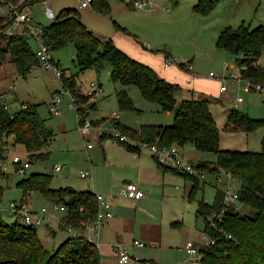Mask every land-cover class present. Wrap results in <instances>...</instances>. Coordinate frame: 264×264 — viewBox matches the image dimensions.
I'll return each instance as SVG.
<instances>
[{"label": "rangeland", "instance_id": "374dc122", "mask_svg": "<svg viewBox=\"0 0 264 264\" xmlns=\"http://www.w3.org/2000/svg\"><path fill=\"white\" fill-rule=\"evenodd\" d=\"M149 1L156 5L152 12L128 10L125 8L123 0H107L110 13L106 15L92 10L91 7L79 9L78 0H47L45 4L37 1L33 3L34 5L31 4L29 14L41 26H47L57 18L62 10L74 9L78 11L83 25L95 37L111 40L114 45L121 43L122 39L128 40L136 46L143 47V50H147L157 60L160 59V54L171 56L174 62L169 59L170 65L172 64L170 70L173 67H181L183 72L194 74L195 78H198L200 86L210 91L212 97H208L207 100L209 101V111L219 131L220 149L259 152L260 142L264 136V127L251 133L242 130L235 131L230 129L227 118L230 113H239L247 115L253 120H264V95L256 91L254 85H249L240 77V71L235 61L236 56L217 49L215 42L226 27L236 29L243 24L249 30H253L256 27L264 26V0H220L206 14L194 12L193 7L198 0ZM46 8L53 11L54 19L46 18L44 14ZM124 32L129 33L131 37L125 35ZM28 44L31 51L36 53L38 50L36 42L28 38ZM75 54L72 44L51 52L54 61L60 64L66 77L76 75L78 72L74 62ZM225 64L229 66L227 69L224 68ZM257 64L264 68V52ZM188 67L191 69L188 70ZM110 70V66L105 65L98 74L94 69H90L76 75V82L82 93L91 81L100 82L104 89V101H99L95 109L91 111L89 108L87 109L88 105L92 104V98L86 102L88 105L86 103L81 105L88 110L86 121L94 126L90 133L83 137L79 131L76 108L72 105V99L67 92L64 91L58 113L50 114L47 110V103L51 96L56 92H63L60 82L52 70L44 69L39 65L34 67L24 78H21L16 73L8 54L3 60L0 59V90L11 94L10 99L7 100L10 103L9 112L14 113L24 105H38L39 116L45 120L46 125L52 129L54 134L51 143L40 151L44 157L36 161L28 157L29 153L22 145L15 144L12 137L8 138V146L4 153L5 162L2 164L4 178H0L2 190L0 217L3 221L13 223L18 220L23 223L21 218L8 216L7 210L10 202L19 203L22 200L21 190L16 187V183L33 173L50 176L52 189L71 187L76 191H88L87 186L91 183L90 168L92 166L94 181L99 186L116 180L119 169L103 165L107 156H110L108 158L110 159L115 152L122 150L120 146H124L110 141L109 137L114 136L117 132L114 127L115 122L111 118L112 113L118 115L117 123L119 125L134 130H139L145 125L168 126L172 123V113L161 112L158 105L144 101L135 87L128 89V95L135 110H119L115 90H118L120 86L110 80ZM209 73H213L215 77H210ZM232 74L236 79L229 78ZM222 77L224 80L221 79ZM13 79L16 80L12 82ZM168 79L165 81L168 82ZM168 83L177 84L179 82L173 83L170 80ZM221 87H224L223 91H221ZM179 95L181 96L179 93L176 97L177 103L181 101ZM194 97H198L195 92ZM237 98H241L242 102L236 103ZM100 136H103L105 143L100 139ZM87 144L92 145L94 149L87 151ZM126 144L139 146L129 138H127ZM180 154L183 163L196 164L199 161H215L214 155L200 153L191 144L180 147ZM14 156H18L22 162L30 161L29 168L25 169L24 173L15 170L16 165L12 163ZM112 159L115 163L118 161L116 157ZM55 166L60 167L61 171L56 172ZM95 167L97 168L96 172H94ZM82 171H88L89 176L80 177ZM165 174L170 177L169 181L160 188V191L151 190L152 200L144 205L137 216L139 222L150 225L152 229L157 227L162 247L159 246V243L155 245L138 237L137 240L145 246L143 248L133 247L134 236L132 235L122 237L121 243L128 248L129 254L138 260L157 257L164 264H184L182 246L188 241L201 240L203 221L194 216L197 201L203 200L207 204H213L220 187L215 188L212 177L206 175L205 181L199 179L200 188L195 195V200L189 201L187 195L192 180L172 172H165ZM239 186V182L236 181L235 189L239 190ZM29 197L31 199L29 206L34 211L43 207L49 209L51 206L38 193H30ZM111 210L114 214L112 207ZM64 212L58 210L56 218L50 220L46 225L35 227L38 239L48 251L55 249L62 243L59 242L60 237H65L68 234L61 230L62 227L59 228L56 225L57 219ZM241 213L249 214L243 208ZM174 223L179 225L172 226ZM52 230L55 234L52 233ZM188 262L198 264L195 261ZM129 264L139 263L131 261Z\"/></svg>", "mask_w": 264, "mask_h": 264}, {"label": "trees", "instance_id": "16d2710c", "mask_svg": "<svg viewBox=\"0 0 264 264\" xmlns=\"http://www.w3.org/2000/svg\"><path fill=\"white\" fill-rule=\"evenodd\" d=\"M219 1L198 0L193 10L200 14L209 13ZM33 3V0H26L24 6ZM91 9L104 15L110 13L107 0H93ZM41 36L50 53L68 44L74 46L77 73L94 69L98 74L105 65H109L110 80L120 86L115 92L119 110H135L128 95V89L135 87L144 101L158 105L161 112L173 114L172 123L168 126L145 125L134 130L116 122L114 127L121 134L136 144L175 145L179 149L191 144L200 153L214 155L215 161H199L196 169L212 177L215 188L219 186L215 185L213 176L219 168L230 171L237 178L240 184V209L238 213L232 210L224 213L219 224L220 231L208 228L204 219L222 209L221 188L217 190L213 204L197 201L196 218L202 219L203 231L215 240V244L202 251L199 264H264V136L259 152L220 149L219 131L209 111L207 99H184L177 103L176 97L181 90L177 84L166 82L151 67L119 50L111 40L95 37L83 25L77 10H62L50 25L42 26ZM215 45L217 49L236 56V65L243 80L249 84L264 83V68L257 65L264 52V26L253 30L243 24L236 29L226 27L217 37ZM7 54L21 78L40 65L36 53L30 49L28 37L23 33L6 36L0 32V59L3 60ZM76 75L66 77L62 73L59 82L73 99L77 115L86 119L87 109L92 110L94 103H86L90 97L81 92ZM84 103L88 105L87 109L81 106ZM37 109L38 105H27L25 109L21 107L14 113L0 109V178H4L2 164L5 162L8 138L12 137L15 144L22 145L29 153L28 157L34 161L44 157L40 151L54 139L52 129L39 116ZM227 119L230 129L235 131L251 133L264 127V120H253L239 113H230ZM122 145L133 152L139 149V146ZM18 167L16 165L15 170ZM157 167L164 173L172 172L191 179L187 199L195 200L200 188L199 179H202L199 175L190 176L158 164ZM50 184V176L33 173L17 182L16 187L21 190V201H27L30 193H38L46 200L63 204L66 215L61 227L65 231L67 226L79 229L82 224L94 219L97 212L94 194L76 191L71 187L52 189ZM242 208L249 214H242ZM0 264H100V255L94 246L83 239L70 237L48 251L38 239L35 227L26 226L18 220L7 223L0 217Z\"/></svg>", "mask_w": 264, "mask_h": 264}, {"label": "built area", "instance_id": "2783aa9c", "mask_svg": "<svg viewBox=\"0 0 264 264\" xmlns=\"http://www.w3.org/2000/svg\"><path fill=\"white\" fill-rule=\"evenodd\" d=\"M26 0H18L13 2L11 0H0V32L3 35L11 36L13 34H25L28 38L33 39L38 45V50L36 51V56L40 61V66L44 69H50L54 72L55 77L60 80L61 71L57 68L55 63L52 61L51 53L47 46L43 44L42 41V26L33 22L25 11L24 3ZM35 2L46 3L47 0H33ZM93 0H78L80 8H90ZM129 3L132 9L136 11H147L152 12L155 10L156 5L149 0H129ZM24 6V8H23ZM46 18L52 20L55 15L50 8H46L44 11ZM170 65V61L166 60L164 62V67ZM229 66L225 64V69ZM188 70L191 68L188 67ZM210 77H215L213 73H209ZM229 78L236 79L235 75H230ZM224 80V78H221ZM16 79H13L14 82ZM249 84V83H248ZM254 85L255 90L264 95V83L249 84ZM221 91L224 90V87L220 88ZM12 92V91H9ZM66 92V91H65ZM104 91L102 86L97 82H91L86 90V96L94 98L100 95H103ZM64 95L63 92L55 93L51 96L50 100L47 103V110L50 114H56L60 111V102ZM10 93H0V109L9 111V103L7 102L10 99ZM72 99V98H71ZM236 103L242 102L241 98H237ZM72 105L75 106L72 99ZM71 105V106H72ZM27 105L22 106L26 108ZM76 108V106H75ZM79 131L80 134L84 137L90 133L92 124L86 119H83L80 115H77ZM112 120L117 119V115L112 113ZM110 141L114 144L126 143L127 137L121 134L119 131L115 133L114 136L109 137ZM103 143H105L104 138H101ZM87 149L92 148V145L87 144ZM139 149H145L151 153L157 164L163 168L181 172L190 176L199 175L200 178L205 179L206 174L199 173L196 169V164L183 163L182 156L180 154V149L173 146H156V145H147L139 144ZM14 165L19 166L17 172L24 173V170L29 168V160L21 161L18 156H14L12 159ZM54 170L57 172L60 170V167H54ZM89 176L88 171H82L80 177L86 178ZM215 185L221 188L222 192V209L220 212H214L211 215H208L204 219L205 225L208 228H211L215 231H220L219 224L222 222L224 213L227 211L239 212V192L235 189L234 184L237 181V178L230 172L225 169L219 168L217 173L213 176ZM119 195L123 198L129 200H140L144 197L145 192L141 190L136 184L132 182H126L122 185L119 190ZM97 202V212L94 219L88 223L82 224V228L75 229L71 226L66 227V232L72 238H81L85 242L91 244L96 249L99 247L98 232L103 226V224L112 217L111 205L101 195H95ZM65 211L63 204L55 203L52 206V213L45 208L40 209L39 211H32L29 207L27 201H20L19 203L10 202L8 205V211L11 215L21 218L23 224L26 226L38 227L40 225L47 224L53 217V212ZM81 210V209H80ZM227 239H230V236H227ZM215 244V240L210 237V235L203 231L201 232V240L198 241H188L184 246L185 259L184 261H197L202 257V251L207 247ZM133 246L143 247L144 244L139 241H134ZM116 253V262L117 264H129L131 261L140 262L135 257H132L129 254L128 249L125 246L117 244L114 246ZM100 264H102L100 262ZM141 264H154L148 261H141Z\"/></svg>", "mask_w": 264, "mask_h": 264}, {"label": "crops", "instance_id": "0c3cea01", "mask_svg": "<svg viewBox=\"0 0 264 264\" xmlns=\"http://www.w3.org/2000/svg\"><path fill=\"white\" fill-rule=\"evenodd\" d=\"M123 2H124L123 4L125 5L126 9H128V10L132 9V7L129 3V0H123ZM32 5H34V4H32ZM30 6L31 5H29V6L26 5V7H25V11L27 12V15L29 17H30V14H29L30 13ZM79 9L82 10V9H87V8H80L79 7ZM30 19L33 22H35L36 24H39L33 18L30 17ZM125 35H127V34H125ZM127 36L131 37L129 35H127ZM119 40H121V39H119ZM121 41H122L121 43H116L115 45L119 48V50H121L122 52L127 54L129 57L151 67L157 73V75L164 80H166L168 78H175V79H170V80H172L173 83L179 82V83H177V85L181 88V90L178 92V94L179 93L181 94V96L179 95L181 100H184V99L202 100V99H207L208 97H212L209 90H206L205 88L200 86L199 80H198V78H195L194 74H187V73L183 72L181 67L180 68L173 67V69L170 70L172 64L167 66V67H164V62L167 60V58H168V60L171 59L173 61L171 56L166 55V54H162V55L160 54V56H159L160 59L157 60L156 58H153L152 54L147 52V50H143V47L141 48L139 46H136L128 40L122 39ZM51 57H52V55H51ZM52 61H53V63H56L54 61L53 57H52ZM56 64H57V68L61 71V73H64L63 70L61 69L60 64L59 63H56ZM224 68H225V66H224ZM170 80L168 82H170ZM90 83H88L87 89H88V86ZM99 84L103 88V85L100 82H99ZM86 90L84 91V94L86 93ZM115 92H116V90H115ZM194 92L197 94L198 97H194ZM0 93H6V91L0 90ZM103 99H104V93H103V95L92 98V100H93L92 103H94L93 109H95L97 107L96 105L99 101H104ZM9 105H10V103H9ZM235 105H237V104L235 103ZM118 120H119V117L117 115V119L112 120V121H114L116 123V122H118ZM92 127H94L93 124H92ZM101 138H103V136H100V139ZM91 149L93 150L94 148L93 147L89 148V149L86 148L87 151H89ZM120 149H122L121 150L122 152L120 150H118L117 152L114 153V156H111L110 159H108L110 156L109 157L107 156L105 158V161L103 164L104 167L110 166V167H114L116 169H119V175L117 176L118 178L114 181L107 182L104 186H102V185L99 186L98 183L94 181L93 166H92L90 168V173L92 174L90 176L91 183L89 184V186H87L88 191L91 192L92 194L101 195V196L105 197V199L110 203L111 207L114 210V214L111 210L112 217L110 219H108L103 224V226L101 227V229L98 232L99 247L97 248V250H98V253L100 255V262L102 264H117L114 246L117 244L124 246L121 243L122 242L121 238L124 236H129V235L134 236L133 242L138 241L137 240V237H138L141 240L149 241L155 245L157 243H159L160 244L159 246L162 247L161 236H160V234H158L157 227L152 229L150 225L143 223V222H139L137 219V216L140 214V211L144 207V205H146L147 203H149L152 200V193H151L152 191L151 190L155 189V190L160 191V188L162 186H164V184L166 182L169 181L170 177L167 176V174L162 172L157 167V164H156L153 156L151 155V153L149 151L140 148V149H138V151L133 152V151H130L127 148H125V146H120ZM113 157H116L118 159V161H116V163L113 161V159H112ZM96 170H97V168L95 167L94 172H96ZM59 171H61V168ZM126 182H132V183L136 184L141 190H143V191L145 190L144 191L145 192L144 197L141 198L140 200H135V201L121 197L119 195V190L122 187V185ZM30 200H31L30 197L27 198L28 205H30ZM45 201H47L48 204H50L51 206L54 203L53 201H49L46 199H45ZM51 206L49 207L50 210L47 208L46 209L52 213ZM43 208H45V207H43ZM32 211H34V210H32ZM195 212H196V208H195ZM195 212H194V216L196 218ZM7 214H8V216H13L9 213L8 210H7ZM55 215H56V212L55 213L53 212V217L51 218V220L56 218ZM65 215H66V213L64 212L63 215L61 217H59V219H57V221H56V225L59 228L61 227V223L64 220ZM15 218H17V217H15ZM61 230H63V229L61 228ZM202 230H203V228H202ZM52 233L55 234V232H53V230H52ZM69 236H68V234H66L65 237H60L59 242H63ZM133 242H132V246H133ZM184 246H182V248H181L183 253H184ZM133 247H136V246H133ZM143 247H141V248H143ZM136 248H140V247H136ZM184 259H185V253H184V257H183V263L184 264H196V263H189L188 261L185 262ZM141 261H143V262L148 261V262H152L154 264H164L157 257H151V259H148V260L142 259V260H140L139 264H141ZM195 262H197V261H195ZM198 264H199V262H198Z\"/></svg>", "mask_w": 264, "mask_h": 264}]
</instances>
